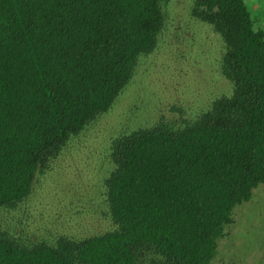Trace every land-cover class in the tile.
Listing matches in <instances>:
<instances>
[{
    "label": "trees",
    "instance_id": "obj_1",
    "mask_svg": "<svg viewBox=\"0 0 264 264\" xmlns=\"http://www.w3.org/2000/svg\"><path fill=\"white\" fill-rule=\"evenodd\" d=\"M164 0H0V207L31 193L68 140L108 111L152 53ZM225 42L230 96L182 128L117 138L108 202L120 228L23 246L0 264H212L237 205L264 183V29L245 0H195Z\"/></svg>",
    "mask_w": 264,
    "mask_h": 264
},
{
    "label": "rangeland",
    "instance_id": "obj_2",
    "mask_svg": "<svg viewBox=\"0 0 264 264\" xmlns=\"http://www.w3.org/2000/svg\"><path fill=\"white\" fill-rule=\"evenodd\" d=\"M195 0H164V28L156 49L141 55L111 108L73 135L31 193L0 207V232L23 246L82 240L120 228L108 202L116 169L113 143L122 135L161 124L182 128L230 96L234 83L222 71L225 42L213 25L192 14ZM255 26L264 29V0H245ZM212 264H264V183L237 205Z\"/></svg>",
    "mask_w": 264,
    "mask_h": 264
}]
</instances>
